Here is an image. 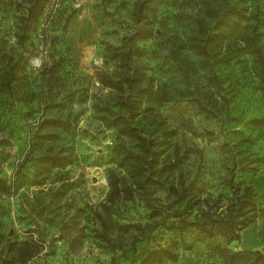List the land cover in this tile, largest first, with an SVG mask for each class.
I'll return each mask as SVG.
<instances>
[{"label":"rangeland","instance_id":"374dc122","mask_svg":"<svg viewBox=\"0 0 264 264\" xmlns=\"http://www.w3.org/2000/svg\"><path fill=\"white\" fill-rule=\"evenodd\" d=\"M134 1L51 0L23 47L28 0H0V47L18 60L10 79L0 62V250L17 264H138L145 249L169 245L179 257L165 264H222L210 252L220 237L188 231L183 245L165 225L126 226L170 223L189 198L225 202L231 178L253 186L263 211L230 247L264 252V131L254 122L264 116V62L247 43L257 24L264 54V0H247L260 5L258 23L216 38L210 65L190 48L179 2L155 4L137 23ZM124 36L139 61L137 87L125 91L130 111L112 55ZM21 52L31 57L24 70ZM196 97L215 102L217 115ZM121 111L178 159L166 187L135 183L129 151L138 149L116 125ZM111 171L125 188L115 202L107 200Z\"/></svg>","mask_w":264,"mask_h":264},{"label":"trees","instance_id":"16d2710c","mask_svg":"<svg viewBox=\"0 0 264 264\" xmlns=\"http://www.w3.org/2000/svg\"><path fill=\"white\" fill-rule=\"evenodd\" d=\"M168 0H135L133 4V15L135 22H140L144 13L155 4H160ZM179 2L176 18L189 24L193 28L190 37V48L202 58L204 64H211V59L216 46L215 39L225 34H238L242 31L245 20L254 19L258 23L259 4L249 3L247 0H171ZM51 0H28L26 7V17L20 44L25 47V37L31 28H36L40 18L46 12ZM248 47L255 59L264 62V54L260 44V32L257 24H253L252 30L248 34ZM132 38L123 37L120 46H114L112 55L123 69V74L118 82V89L121 93V108L130 111L129 97L125 94L126 87L135 90L139 80V61L137 60V49L131 43ZM111 51V48H108ZM13 56L4 52L0 47V62L4 65L5 76L10 79L15 71L18 62L13 60ZM19 59L23 61L21 69H25L31 57H25L21 52ZM100 83L105 86L114 87L111 80L100 77ZM264 97V92H263ZM195 102L198 108L210 115L216 116V103L203 101V98L196 97ZM127 108V109H126ZM133 115V114H132ZM264 131V116L254 121ZM120 131L130 136L136 144L138 152L129 151L133 157V168L135 183L144 185L151 183L160 187L168 185V179L179 166L178 159L166 154L163 142L152 133L145 132L144 129L134 121V116L129 119L122 114L117 116V124ZM53 163H62L55 162ZM233 170L232 175H234ZM110 190L107 196L109 202H115L122 196L124 187L122 178L115 175L113 171L109 173ZM229 194L225 197V202L221 194L217 197L203 198L199 196L196 201L187 199L182 212L175 216L170 223L147 222L145 224H128L127 228H135L145 233L152 231L160 225L174 230L179 236L181 243L185 245V236L188 231H195L201 235L222 240L211 245V255L221 259L222 264H264V252L261 250L245 249L234 250L230 247L233 242H239L242 238V231L255 223L262 214L256 197L257 193L253 186L244 181H235L231 178L228 181ZM169 191L179 193L176 184L171 183ZM183 199V198H182ZM200 205V211L190 219L188 213ZM154 211V210H153ZM187 213L185 216L184 214ZM178 217V219H176ZM178 252L173 246H160L145 249L138 264H165L167 261H177ZM0 264H17L15 257H5L0 250Z\"/></svg>","mask_w":264,"mask_h":264}]
</instances>
